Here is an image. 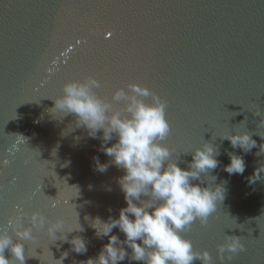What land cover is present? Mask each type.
<instances>
[{
    "label": "water",
    "instance_id": "obj_1",
    "mask_svg": "<svg viewBox=\"0 0 264 264\" xmlns=\"http://www.w3.org/2000/svg\"><path fill=\"white\" fill-rule=\"evenodd\" d=\"M90 75L109 100L129 83L167 100L171 131L162 143L182 169L204 142L218 147L219 166L192 183H223L225 198L207 225L197 220L181 235L213 264H222L217 246L225 235L238 236L245 249L225 264H264V173L248 179L264 165V0H0V227L15 240L11 218L23 213L25 227L33 212L47 219L24 241V264H59L65 252L63 264L95 258L108 243L97 237L95 219L119 218L127 206L117 182L125 172L99 151L101 139L78 127L74 114L51 110L65 83ZM243 131L256 141L248 153L220 137ZM227 152L244 157L242 175L224 171ZM94 157L109 164L106 171L96 170ZM57 219L65 222L58 237L83 229L67 235L83 238L85 253L49 237ZM111 234L125 239L118 228ZM4 255L15 260L10 249Z\"/></svg>",
    "mask_w": 264,
    "mask_h": 264
},
{
    "label": "clouds",
    "instance_id": "obj_2",
    "mask_svg": "<svg viewBox=\"0 0 264 264\" xmlns=\"http://www.w3.org/2000/svg\"><path fill=\"white\" fill-rule=\"evenodd\" d=\"M99 87L101 81L91 75L83 80L65 83L63 95L52 99L54 106L51 108L65 115L74 114L78 127H85L91 138L101 139L99 151L112 158L109 163L125 172L117 182L127 206L120 209L119 218L110 216L107 222L95 219L92 227L96 229L97 237L107 236L108 243L102 246L95 258L81 264H118L126 258L144 264H193L196 260L202 264H213L207 250H195L192 241L181 233L190 229L197 220L201 225H207L218 203L225 198L223 183L214 187H203V182L192 183L199 180L202 173L219 166L218 147L204 142L191 152L192 160L188 168L182 169L171 158L172 149L162 143L171 131L166 119V99L147 86L129 83L127 90L117 88L109 100L97 95L95 89ZM147 97H151L150 103L143 99ZM120 103L123 106L117 108L116 105ZM101 131L102 136H99ZM220 137L230 141L233 149L240 148L245 153L256 145L247 131L227 133ZM114 138L116 143L109 147V142ZM227 155L230 163L224 166V171L229 175H242L246 168L244 157L234 152H227ZM93 160L96 170L100 172L109 167V164H101L99 157ZM260 173H264V165L248 178L249 182L260 179ZM142 196L149 199L144 200ZM23 219V213H20L8 222V227L17 237L15 240L6 228L0 227V264H16L17 261L24 264V241L33 240V229H42L47 222L40 212L31 214L30 227H25ZM64 227L65 222L57 219L47 225V233L54 240L69 243L76 253H85L87 245L84 239L79 236L69 239L67 235L83 229L68 228L66 234L58 237L57 233H62ZM114 228L124 234V240L111 234ZM125 245L132 250L131 255ZM217 247L222 264L231 262L234 254L245 249L241 238L235 235H225V241ZM5 249H10L15 260L10 261L4 255ZM67 255L65 252L57 259L59 264H63Z\"/></svg>",
    "mask_w": 264,
    "mask_h": 264
},
{
    "label": "snow or ice",
    "instance_id": "obj_3",
    "mask_svg": "<svg viewBox=\"0 0 264 264\" xmlns=\"http://www.w3.org/2000/svg\"><path fill=\"white\" fill-rule=\"evenodd\" d=\"M109 35H111V33H109ZM198 222H199V220H198ZM199 224H200V222H199Z\"/></svg>",
    "mask_w": 264,
    "mask_h": 264
}]
</instances>
